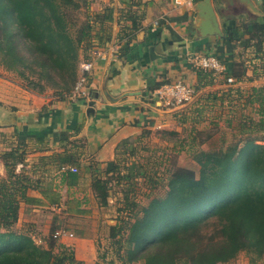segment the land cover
<instances>
[{"label": "trees", "instance_id": "trees-1", "mask_svg": "<svg viewBox=\"0 0 264 264\" xmlns=\"http://www.w3.org/2000/svg\"><path fill=\"white\" fill-rule=\"evenodd\" d=\"M82 8L85 15L79 20ZM88 8L89 0H0V62L6 70L17 73L22 88L37 94L49 89L60 100L72 96L80 64L111 37L112 9L91 12ZM120 17L131 21L124 32L128 45L144 13L127 8ZM242 29L260 48L264 23L252 20ZM195 72L196 91L218 79L215 71L195 67ZM244 74L243 62L232 61L223 83L228 78L239 81ZM165 82H155L152 89ZM258 90H264V85ZM143 133L145 130L141 136ZM255 139L264 140V135L239 140L240 147L237 141L224 149H200L193 157L197 169L174 167L167 175L164 192L150 196L146 203L130 200L125 189L117 202L116 223L108 233L119 263L109 264H228L240 253L249 256L250 264H263L264 145ZM127 142L124 140L122 146ZM23 145L21 140L0 152L5 171L0 177V264H83L54 236L57 229L44 245L16 227L19 203L33 186L28 173L16 170L25 160ZM118 156L117 151L104 175L92 176L91 190L99 206L108 205L111 181L120 174ZM78 158L76 150L65 149L41 156L39 167L53 164L67 169L68 178L75 180L78 174L70 168L79 163ZM132 167L120 174L121 179L146 176L142 165ZM156 184L152 181L150 187ZM55 245L61 247L60 252H54Z\"/></svg>", "mask_w": 264, "mask_h": 264}, {"label": "crops", "instance_id": "crops-1", "mask_svg": "<svg viewBox=\"0 0 264 264\" xmlns=\"http://www.w3.org/2000/svg\"><path fill=\"white\" fill-rule=\"evenodd\" d=\"M95 1V11L111 8L114 18L110 39L87 59L91 69L84 93L60 100L52 93L37 94L15 85L21 91H7L2 94L6 98L0 99V152L22 140L25 160L16 170L22 168L33 183L19 203L16 227L38 243H46L54 229L65 231L58 241L83 263L95 262L117 216L111 205L113 197L108 198L107 206L97 204L92 176L111 169L124 140L128 145L145 129L168 125L172 112L187 109V104L167 107L160 103L156 88L152 89L155 82L180 79L196 87L194 59L214 55L225 67L217 72L218 78L226 76L232 61L243 62V78L224 82L232 91L264 85V40L257 48L242 29L252 20L264 23V0H251L256 12L240 0H211L218 7L221 34L205 35L197 30L203 20L197 5L203 0ZM127 8L144 13L128 45L124 32L131 21L120 17ZM217 81L198 89L195 105L189 107L199 106L203 92L223 87ZM65 149L76 150L79 157V163L72 166L76 168L72 172L78 174L75 180L68 178L67 169L53 164L39 167L41 156ZM4 173L0 160V175Z\"/></svg>", "mask_w": 264, "mask_h": 264}, {"label": "rangeland", "instance_id": "rangeland-1", "mask_svg": "<svg viewBox=\"0 0 264 264\" xmlns=\"http://www.w3.org/2000/svg\"><path fill=\"white\" fill-rule=\"evenodd\" d=\"M95 2V0H89L88 11H95ZM77 15L79 20L83 19L85 9L82 8ZM217 80L223 87L211 88L203 92L199 96L201 100L199 106L189 107L192 106L191 103L195 105L197 96L195 98L194 95L191 101L185 103L187 109L183 111L187 114H184L182 110L172 112L171 122L168 125L145 129L142 136L131 140L128 145L119 149V156L116 159L117 172L125 174L133 168L132 166L142 165L146 176L133 175L123 179L117 173L113 176L109 197H113L111 205L115 207V210L117 202L124 196L125 189L129 190L130 200L146 203L150 196L164 192L167 175L174 167L185 166L196 170L198 165L193 157L200 149H224L237 141L240 147L242 142L239 140L260 138L264 135V90H258L259 87L247 89L240 87L235 92L228 85H224L223 77ZM20 81L15 71L6 70L0 62V99L6 98L2 94L7 91L14 89L21 91ZM48 93H51V90L47 89L43 94ZM261 104L263 108L260 107ZM260 108L263 110L259 111ZM260 120L262 122L258 126L257 123ZM254 142L264 145V140L261 139H255ZM130 150L133 151V155H130ZM4 175L5 173L0 177ZM117 180L119 181L116 182ZM152 181L158 184L150 187ZM115 213L117 214V211ZM53 250L56 253L60 252L61 247L55 245ZM248 260L247 254L240 253L234 262L228 264H250ZM111 261L119 263L114 246L106 239L97 250L95 262L83 264H109Z\"/></svg>", "mask_w": 264, "mask_h": 264}, {"label": "built area", "instance_id": "built-area-1", "mask_svg": "<svg viewBox=\"0 0 264 264\" xmlns=\"http://www.w3.org/2000/svg\"><path fill=\"white\" fill-rule=\"evenodd\" d=\"M94 53V52H93ZM194 66L201 68L205 71L222 72L225 67L224 64L214 55H200L194 59ZM91 69V61H83L79 67V76L75 82L72 90V96H81L87 84V72ZM196 90L193 86L178 79L173 82H167L162 84L156 89V98L160 103H163L167 107H178L184 105L186 102L191 101L195 95ZM72 171H76V168L71 167ZM67 234L63 230H56L54 232L55 237H60ZM71 235V234H70Z\"/></svg>", "mask_w": 264, "mask_h": 264}, {"label": "water", "instance_id": "water-1", "mask_svg": "<svg viewBox=\"0 0 264 264\" xmlns=\"http://www.w3.org/2000/svg\"><path fill=\"white\" fill-rule=\"evenodd\" d=\"M240 2L250 11L256 12L257 9L251 0H240ZM197 9L200 11L203 20L197 27L203 35L207 33L221 34V30L218 26L216 15L218 14V7L211 4V0H203L197 5ZM150 51H153L150 48Z\"/></svg>", "mask_w": 264, "mask_h": 264}]
</instances>
